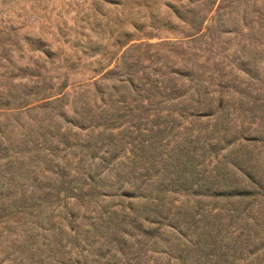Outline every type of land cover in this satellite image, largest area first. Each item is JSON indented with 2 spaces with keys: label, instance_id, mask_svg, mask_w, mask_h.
I'll use <instances>...</instances> for the list:
<instances>
[{
  "label": "trees",
  "instance_id": "16d2710c",
  "mask_svg": "<svg viewBox=\"0 0 264 264\" xmlns=\"http://www.w3.org/2000/svg\"><path fill=\"white\" fill-rule=\"evenodd\" d=\"M116 68L69 106L64 93L0 98L11 112L0 121V210L36 206L39 264H264V176L249 156H216L242 97L174 104L175 85ZM185 115L211 121L207 134L190 126L169 139Z\"/></svg>",
  "mask_w": 264,
  "mask_h": 264
},
{
  "label": "rangeland",
  "instance_id": "374dc122",
  "mask_svg": "<svg viewBox=\"0 0 264 264\" xmlns=\"http://www.w3.org/2000/svg\"><path fill=\"white\" fill-rule=\"evenodd\" d=\"M113 67L135 70L139 83L175 85L174 104L241 96L247 105L230 112L231 141L216 156H249L254 177L264 176V0H0V98L64 93L69 106L79 87L93 91ZM168 102L155 109L164 114ZM7 114L0 109V121ZM190 119L179 117L167 137L178 138ZM194 123L202 136L211 127ZM23 209L0 210V264H39L40 228L30 230L38 212Z\"/></svg>",
  "mask_w": 264,
  "mask_h": 264
}]
</instances>
